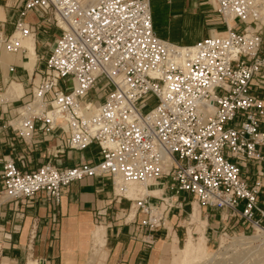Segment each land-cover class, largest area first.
<instances>
[{
    "label": "built area",
    "instance_id": "1",
    "mask_svg": "<svg viewBox=\"0 0 264 264\" xmlns=\"http://www.w3.org/2000/svg\"><path fill=\"white\" fill-rule=\"evenodd\" d=\"M152 1L176 0H97L92 5L13 0L14 32L34 39L42 26L59 31L44 67L33 73L24 113H16L15 136L32 143L35 121L45 132L62 122L67 149L95 145L101 159L66 169L48 161L31 171L4 160L0 195L4 201L30 203L43 194L58 203L71 183L106 177L113 195L130 203L125 218L133 205V213L141 216L138 226L149 250L152 233L165 228L181 194L199 208L225 213V219L252 230L261 227L263 174L250 183L246 177L249 165L264 164V29L258 26V5L212 0L223 34L179 46L154 32ZM34 102L39 111L30 107ZM117 180L169 194L127 199L115 194Z\"/></svg>",
    "mask_w": 264,
    "mask_h": 264
},
{
    "label": "crops",
    "instance_id": "2",
    "mask_svg": "<svg viewBox=\"0 0 264 264\" xmlns=\"http://www.w3.org/2000/svg\"><path fill=\"white\" fill-rule=\"evenodd\" d=\"M12 2L13 0H0L2 36L13 30L17 18L11 8ZM203 8L197 0H176L169 3L152 1L150 11L154 32L160 39L175 45L191 46L197 40L186 38L189 35L187 31L198 30L205 24ZM27 20L36 22L33 15H28ZM58 35L59 31L54 27H40L33 39L34 66L30 70L24 68L22 54L19 60L16 56L9 60L5 79L0 73V85L9 82L6 105L0 107V170L3 161L8 159L13 160L16 167L23 171L35 170L48 161L56 167L66 169L80 164L95 165L101 159L95 145L81 151L67 149L65 141L68 130L62 122H57L53 129L45 132L44 125L35 121L32 143H23L15 136L14 122L18 121L15 116L20 109L17 103H24L22 98L28 92L33 73L44 67ZM9 66L14 67L13 72H8ZM10 84L18 86V97L9 99L7 92ZM15 105L17 108H14ZM248 167L246 177L249 183L257 178V173L263 174L261 179L264 181V164ZM3 185L4 181L0 177V190ZM154 192L158 193L156 197L169 194L160 189ZM115 194L117 195L116 190ZM190 199L191 196L181 194L177 199L179 208L167 214L165 224L171 229L177 220L184 215L188 216L187 210H192L191 216L196 212L191 208ZM149 202L156 204L157 200L149 199ZM259 204L264 210V188L259 196ZM129 205V202L113 195L110 180L106 177H87L71 183L63 190L58 203L45 199L43 194H38L30 203L4 201L0 195V264H81L86 261L91 235L96 229H102L103 264H156L162 248H167L162 239L167 238L168 230L165 228L153 232L154 248L147 249L142 243L143 235L138 226L141 216L134 213L131 215L130 211L128 218H125ZM200 210L206 214V220L209 218L214 223L213 229H210L211 236L219 229L228 228L243 233L248 228L233 219L224 223L223 212ZM97 216L100 218L98 223L95 222ZM177 232L178 229H173L176 239Z\"/></svg>",
    "mask_w": 264,
    "mask_h": 264
},
{
    "label": "rangeland",
    "instance_id": "3",
    "mask_svg": "<svg viewBox=\"0 0 264 264\" xmlns=\"http://www.w3.org/2000/svg\"><path fill=\"white\" fill-rule=\"evenodd\" d=\"M87 1L88 0H79L82 4H85ZM254 1L258 5L260 12V23L258 26L261 27L260 31H262L264 29V0ZM197 2H200L202 7H204L205 24L198 28V30L187 31L189 35L187 34L186 38L188 37L191 40L200 41L206 37L214 36L215 34H223L222 24L216 13V5L214 2L212 0H197ZM232 25L233 24L231 23V26ZM13 32V30L10 33L8 31L0 43V52L3 50L8 58L3 68L0 62V73L3 77H6L7 66L9 65L7 41ZM17 51L19 52V49H17ZM8 83L9 82L6 81L2 86L0 85V107L6 105L5 96ZM20 97H22V94ZM26 97L27 95L22 98V100H25L24 103H17L19 104L18 108H20L17 112L20 114L24 113L22 107L26 104ZM16 106L17 105H15L14 108H17ZM35 110L39 111L40 109ZM16 123L17 122H14V124ZM132 186L133 190L131 189ZM121 187L120 195H124L127 199L134 200L145 195V187L137 183H127L124 186L121 184ZM156 190H158V187H149L148 191L151 193L148 195H158L157 192H154ZM121 199L122 201H126L123 198ZM190 202L192 203L191 208L196 212H193L191 216L192 210H187L186 212L188 213V216L184 215L181 219L175 222L173 229H178L177 239L173 234V229L165 224L164 227L168 230V236L166 239L163 238L162 241L165 240L167 248H162L156 264H264V232L262 233V231L257 230L254 231L245 224L244 227L248 228L246 230L244 229L243 233L238 230H229L226 228L219 229L216 234L211 236L210 229H213L214 223H212L209 218L208 220L205 219L206 214L200 210L192 199H190ZM134 211L133 205L131 215ZM228 219V217L224 219V223H228ZM261 228L264 229V222L262 223ZM188 233L192 236L193 246L195 248L200 242L199 239H202L201 249L197 252L198 254L195 253L192 256H186L182 253L183 241ZM103 243L104 241L102 242V246H92L90 240V249L86 261H82L81 264H85L87 261H90V264H103ZM154 245L152 248H154ZM101 259L102 261H100Z\"/></svg>",
    "mask_w": 264,
    "mask_h": 264
},
{
    "label": "bare ground",
    "instance_id": "4",
    "mask_svg": "<svg viewBox=\"0 0 264 264\" xmlns=\"http://www.w3.org/2000/svg\"><path fill=\"white\" fill-rule=\"evenodd\" d=\"M77 1H79V0H77ZM96 1L97 0H88L87 2H85V4L92 5ZM263 17H262V19H263ZM228 24H229V26H231L230 19H228ZM1 40H2V38H0V43H1ZM7 43H8V51H9V60L14 56H16L17 60H19L20 55L23 54V56H24L23 66H24V68L30 70L34 66V63H35V53H34L32 36L28 33L25 34L21 31L16 30L11 35V37ZM16 49H19V52L16 51L15 53H17V54L12 53ZM7 59H8L7 54L5 52H3V50H2V52H0V62H1L2 68L4 67ZM5 78L6 77H4V79ZM18 89L19 88L16 84H10L9 90L7 92V94L9 95V99L16 98L19 96L18 91H17ZM30 107H32L34 109H38V110L41 108L40 105H38L36 102H34ZM115 188H116L115 190H116L117 195H120L122 187H121V183L118 180H117ZM131 189L133 190V186ZM148 194H149V191L145 190V195H148ZM256 230L262 231V233L264 232V229L261 227H255L254 231H256ZM102 242H103L102 229H96L93 232V234L91 235V245L92 246H102ZM201 247H202V239H200L198 246H196V248H195L193 246V240L191 238V234L188 233V235L186 236V239L184 241V247L182 249V253L186 256H192L193 254L199 252ZM90 263H91L90 261H87L85 264H90Z\"/></svg>",
    "mask_w": 264,
    "mask_h": 264
}]
</instances>
